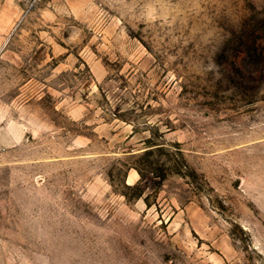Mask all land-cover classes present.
Masks as SVG:
<instances>
[{
    "label": "rangeland",
    "instance_id": "1",
    "mask_svg": "<svg viewBox=\"0 0 264 264\" xmlns=\"http://www.w3.org/2000/svg\"><path fill=\"white\" fill-rule=\"evenodd\" d=\"M0 264H264V0H0Z\"/></svg>",
    "mask_w": 264,
    "mask_h": 264
}]
</instances>
